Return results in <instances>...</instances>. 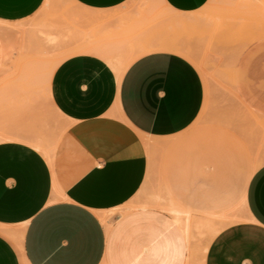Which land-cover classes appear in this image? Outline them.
<instances>
[{"label":"crops","instance_id":"obj_1","mask_svg":"<svg viewBox=\"0 0 264 264\" xmlns=\"http://www.w3.org/2000/svg\"><path fill=\"white\" fill-rule=\"evenodd\" d=\"M44 1L0 0V20H25ZM73 1L67 11L76 32L66 47L76 52L53 70L47 98L33 95L14 106L6 104V94L0 108V264H187L185 228L149 204L159 190L193 217L226 220L210 240L204 264H264V163L257 169L251 164L234 210L218 212L230 199L220 191L214 147H179L180 157H166L168 140L187 133L203 107L199 70L165 50L140 53L118 78L107 61L116 55L112 41L126 28L129 36L146 35L161 25H149L148 18L163 3L185 15L208 0ZM3 56L0 74H7L9 69L1 72ZM235 80L243 103L264 117V38L241 53ZM63 126L61 133L55 130ZM50 132L60 134L47 157L31 142L47 144L41 137ZM143 137L162 141L153 147V160ZM260 141L264 150V135ZM200 157L211 164L203 169L207 181L195 184ZM171 160L176 168L167 167ZM225 161L223 170L233 177L231 160ZM150 162L152 188L145 178ZM154 175L168 178L180 201L167 182L153 184ZM194 186L197 207L191 204Z\"/></svg>","mask_w":264,"mask_h":264},{"label":"rangeland","instance_id":"obj_2","mask_svg":"<svg viewBox=\"0 0 264 264\" xmlns=\"http://www.w3.org/2000/svg\"><path fill=\"white\" fill-rule=\"evenodd\" d=\"M146 1L150 4L163 3L162 0ZM70 2L74 1L45 0L36 15L25 20L11 22L10 26L1 28L0 53L3 52L4 55L1 61V72L4 68L10 71L8 70L7 74H0V82L3 83L0 87V96H2L0 97V108L4 107L3 100L6 94V104L14 103V106L22 105L33 95L47 98V88L53 70L65 56L76 52L66 47L75 36L64 42L50 43L48 41V33L52 28L61 29L65 27L64 23L74 28L72 12L67 11ZM60 9H65V11L59 14ZM160 21L161 25L148 31L146 35L138 32L139 35L129 36V29L126 28L112 41L110 47L116 55L114 58H107V61L113 68H115L114 65H118L120 73L116 72L117 67L115 68L117 78L137 55L151 50H165L179 54L195 65L204 80V104L198 118L187 133L168 140L165 148L171 150H166L169 152L166 157L167 159L180 157V154H176L179 152V147H186L192 152L197 147L204 149L214 147L218 153L216 157L221 168L219 171V179L222 182L220 191L221 194L225 192L230 199L229 203H221L217 211L229 212L231 209L234 210L239 197L246 188L251 164L255 162L262 165L264 163V150L260 145V137L264 135V128H259L257 124L260 120L264 121V117L248 109V106H244L245 103L243 104L237 92L235 80L238 60L236 58H239L237 55L241 50L240 40L249 36L262 37L264 34V0H208L202 8L185 15L169 9L163 3L161 10H157L153 16L148 18V24H156ZM41 31L45 33L42 34ZM198 38L200 39L196 40ZM199 61L203 63L202 68ZM262 124L264 125V122ZM45 125L44 121L43 126ZM61 129H64V126L55 130L61 133ZM54 134L46 133L42 135V138L49 141L50 137L56 138ZM143 141L153 160L156 153L153 147L162 146V141H153L145 137ZM225 159L231 160V166L234 168L233 177L228 176V171L223 170ZM210 161V159L201 157L195 161L197 167L194 171L197 175L193 178L195 184L207 181L206 176H203V169L211 164ZM227 161L225 162L229 164ZM166 165L168 168L177 167L173 160L167 162ZM150 169L151 162L145 178L148 179V187L150 185L149 188H152L153 186L149 184ZM213 172L210 171V174ZM160 175L156 178L155 175L152 176L153 184L157 181L167 182L179 200L168 178L163 176L160 178ZM193 190L194 201L191 204L197 207L201 202L196 201L199 199L195 192L196 186ZM191 211L192 214L200 215L203 210L191 209ZM196 239L198 246L202 248L208 245L212 238L206 240V237H196Z\"/></svg>","mask_w":264,"mask_h":264},{"label":"bare ground","instance_id":"obj_3","mask_svg":"<svg viewBox=\"0 0 264 264\" xmlns=\"http://www.w3.org/2000/svg\"><path fill=\"white\" fill-rule=\"evenodd\" d=\"M73 1V0H72ZM90 10V9H89ZM94 11V10H93ZM107 16V15H106ZM91 18V16H89V19ZM97 19V18H96ZM103 19V18H101ZM100 19V20H101ZM85 20H88L87 18ZM95 20V19H93ZM93 20H90L93 21ZM98 20V19H97ZM105 20V19H103ZM94 22V21H93ZM176 22V21H175ZM173 24V23H172ZM11 25L10 21H2V19L0 20V30L2 27H8ZM18 25V23H17ZM65 27H62L64 29H56L52 28L51 29V33L49 32L48 35V41L50 43H55V42H60V41H67L71 38H73L75 36V29L73 28L72 25L68 24V23H64ZM135 26V25H134ZM184 26V24H183ZM190 31V30H189ZM188 31V32H189ZM187 32V31H186ZM42 34H44V31H41ZM173 33V32H171ZM192 33V32H191ZM193 34V33H192ZM211 34V33H210ZM205 36V35H204ZM207 36V35H206ZM146 36H144L145 38ZM196 37V36H195ZM201 37V36H200ZM149 38V37H148ZM194 38V37H193ZM197 38V37H196ZM264 38V34L262 37H252L249 36L248 38H244L240 40V46H241V50H239L237 56H240L241 53L252 43L263 39ZM134 39V38H132ZM200 38L196 39L199 40ZM205 39V37H204ZM131 40V39H130ZM169 40V39H168ZM140 41V39H139ZM179 42V40H177ZM193 41H195V39H193ZM201 41V40H200ZM199 41V42H200ZM175 42V41H174ZM136 43V42H135ZM165 43V42H164ZM180 43V42H179ZM198 43V41H197ZM203 43V42H202ZM178 44V43H177ZM214 44V43H213ZM128 46V45H127ZM199 49V47H197ZM129 50V49H127ZM126 50V52H127ZM131 50V49H130ZM133 50V49H132ZM200 50V49H199ZM206 51V50H205ZM198 52V51H197ZM190 55H192V53L189 51ZM205 56V53H204ZM195 58V56H194ZM199 59V58H198ZM238 59V58H236ZM202 60V59H201ZM238 61V60H237ZM109 62V61H108ZM202 62H204L202 60ZM201 61H199L200 63V67H203V63ZM110 64V62H109ZM122 64V63H119ZM111 65V64H110ZM118 66V65H117ZM117 66L114 65V67L116 68ZM120 67V66H119ZM115 68H113L115 70ZM116 72L119 71L118 67L116 68ZM121 69V67H120ZM2 97V96H0ZM5 98V97H4ZM3 103H1L2 105ZM244 104V103H243ZM3 106V105H2ZM247 106V105H244ZM250 109V108H248ZM253 111V110H252ZM218 115V114H217ZM258 118V117H257ZM253 122V121H252ZM262 122H264L263 120H260L257 124L259 128H264V125L262 124ZM251 123V122H250ZM43 135V134H42ZM38 136V135H37ZM55 136V134H54ZM41 137V136H39ZM42 138V137H41ZM40 138V139H41ZM57 136L56 138H51L50 141H46L45 145H42V142H38V141H32L31 143L33 144V146L40 150L45 156L49 157L50 152L53 149V144L54 141L57 140ZM259 140V139H258ZM264 160V159H263ZM259 166H261V164L259 163H255L254 162V168L257 169ZM150 205L155 206L159 209H162L166 212H168L169 214H171L173 216V218L183 227L185 228V232L187 234L188 237V241H189V257H188V261L187 264H204V259H205V254L207 251V247L208 245L202 246V248H200L197 244V239L196 237H206V240H209L213 237L214 234H216L219 230V225L222 223H225L226 220H220L218 222H213L208 219H202V218H197V217H193L192 215H190L187 211H185L184 209H182L181 207H179L176 203H174L170 197L162 191H157L153 197H150ZM239 215H236L234 219H238ZM227 221H231V220H227ZM197 234V236H196ZM210 241V240H209ZM209 244V242H208Z\"/></svg>","mask_w":264,"mask_h":264}]
</instances>
